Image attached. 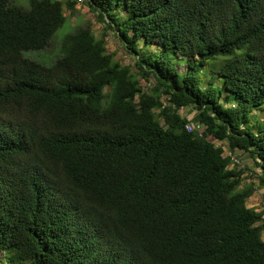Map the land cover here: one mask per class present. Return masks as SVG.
<instances>
[{"label": "trees", "instance_id": "1", "mask_svg": "<svg viewBox=\"0 0 264 264\" xmlns=\"http://www.w3.org/2000/svg\"><path fill=\"white\" fill-rule=\"evenodd\" d=\"M85 1L137 72L84 26L28 56L77 0H0V264H264V210L225 154L264 187V0Z\"/></svg>", "mask_w": 264, "mask_h": 264}, {"label": "rangeland", "instance_id": "2", "mask_svg": "<svg viewBox=\"0 0 264 264\" xmlns=\"http://www.w3.org/2000/svg\"><path fill=\"white\" fill-rule=\"evenodd\" d=\"M16 4L27 8L29 7V0H13ZM67 1V0H64ZM64 13L66 15L65 23L56 31L51 43L42 52L30 51L28 56L33 57L43 63L50 64L57 57V51L59 44L65 34L73 32L77 27L84 26L90 27L97 37L103 36V32H106L105 39L107 40L106 46L108 51H114L115 59L119 60L123 64H129L133 72L138 71V67L135 63L136 54L125 46L124 42L117 32L113 29H106L102 21L96 17V11L92 10L85 0H77L72 8L64 7ZM180 70L186 68L185 65H179ZM141 80L142 85L145 89L151 88L156 82L153 77L145 80L141 75H138ZM162 99L165 103H169L168 96L162 95ZM180 112L187 116V118H192L196 112L195 109L191 107H183ZM220 143V141H217ZM225 154L231 155L233 164H238L243 170V174L246 176V182H254L255 191L253 195L248 199L249 206H255L258 210H264V187L260 185L258 179L259 174L262 172V167L254 160L253 157L249 155L248 152L240 150L238 148L235 151L225 148ZM260 160V158H258Z\"/></svg>", "mask_w": 264, "mask_h": 264}, {"label": "built area", "instance_id": "3", "mask_svg": "<svg viewBox=\"0 0 264 264\" xmlns=\"http://www.w3.org/2000/svg\"><path fill=\"white\" fill-rule=\"evenodd\" d=\"M186 129L189 131H197L199 134H202L205 129V124L201 122L194 121L192 118H189V121L186 123Z\"/></svg>", "mask_w": 264, "mask_h": 264}]
</instances>
